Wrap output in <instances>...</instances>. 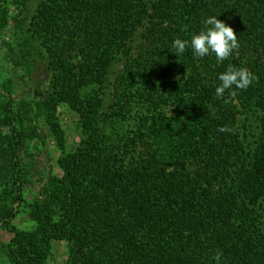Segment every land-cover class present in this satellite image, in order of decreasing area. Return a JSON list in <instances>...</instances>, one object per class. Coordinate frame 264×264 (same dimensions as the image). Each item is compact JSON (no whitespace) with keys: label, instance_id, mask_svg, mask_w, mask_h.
<instances>
[{"label":"trees","instance_id":"trees-1","mask_svg":"<svg viewBox=\"0 0 264 264\" xmlns=\"http://www.w3.org/2000/svg\"><path fill=\"white\" fill-rule=\"evenodd\" d=\"M8 4L0 0V51L10 70L29 78L41 63L48 74L40 100L0 81L8 264H46L54 242L70 264H264V0H13L12 43ZM209 16L233 28L239 48L219 64L190 47L176 53L173 40H190ZM229 65L256 79L217 97ZM61 104L86 110L79 143L45 181L47 196L27 203L39 122L62 144ZM244 113L259 124L249 152ZM21 208L32 231L11 224Z\"/></svg>","mask_w":264,"mask_h":264},{"label":"rangeland","instance_id":"rangeland-1","mask_svg":"<svg viewBox=\"0 0 264 264\" xmlns=\"http://www.w3.org/2000/svg\"><path fill=\"white\" fill-rule=\"evenodd\" d=\"M42 0H32V3L37 4ZM9 25L6 28L3 40L5 42H14V31L12 19L18 15V10L13 4V0H9L8 4ZM5 50L0 51V81L5 82L7 79L12 80L13 94L16 98H27L30 92L33 99H43L44 93L47 89L48 74L44 70L41 63L33 65L29 71L30 77L26 78V72L15 76L10 67V62L6 61ZM31 62V61H30ZM30 64L28 62L24 63ZM23 69H27L24 68ZM121 69V64H117L113 69V74L110 77V82L113 81L115 74ZM22 77V79L20 78ZM31 89V91H29ZM111 89L106 88L104 91V109H106L112 100ZM63 131L62 144L54 137L52 132L43 121L39 122L41 129V140L37 146H32V157L28 161L32 164L33 171L30 174L32 184L25 190L23 199L27 203H33L36 200H41L47 196L48 189L46 183L51 176L60 177L62 175V167L64 162L75 151L80 137L81 125L87 118L86 110L77 108H70L67 105L61 104L56 107L55 117ZM256 117L251 113H244L239 117V125L241 128V135L246 152L254 148V143L258 140L259 130ZM245 152V153H246ZM20 214L12 221V226L19 231H32L34 224L29 221L23 209H19ZM261 233L264 235V222L260 225ZM11 238L7 231L0 229V264H8V259L2 252ZM51 249L46 259V264H70L69 250L64 242L51 243Z\"/></svg>","mask_w":264,"mask_h":264},{"label":"clouds","instance_id":"clouds-1","mask_svg":"<svg viewBox=\"0 0 264 264\" xmlns=\"http://www.w3.org/2000/svg\"><path fill=\"white\" fill-rule=\"evenodd\" d=\"M217 17L205 18L202 22L204 27L193 34L190 40L174 39L172 48L182 55L186 48L190 47L193 55L198 58L214 54L217 63H223L239 48V40L233 28ZM217 79L219 84L215 89V95L221 97L229 89L246 90L256 77L246 68H235L229 65L226 71L218 74ZM214 259L218 262L220 254L217 253Z\"/></svg>","mask_w":264,"mask_h":264}]
</instances>
